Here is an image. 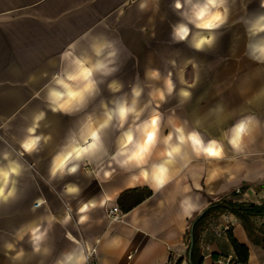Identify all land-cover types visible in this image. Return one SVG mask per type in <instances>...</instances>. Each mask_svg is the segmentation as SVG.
<instances>
[{"label": "crops", "instance_id": "crops-1", "mask_svg": "<svg viewBox=\"0 0 264 264\" xmlns=\"http://www.w3.org/2000/svg\"><path fill=\"white\" fill-rule=\"evenodd\" d=\"M170 3L171 0H160L158 13L141 14L133 0H0V153L9 152L25 166L19 182L21 198L10 207L0 208V264H13L14 253L5 249L6 242H13L17 251L25 249L23 264H39L41 257L33 256L27 237L20 241L15 234L22 225L27 232L40 217L50 220L53 216L56 219L48 241L53 252L46 264H55L62 252L78 247H84L86 253L96 248L95 264H172L184 257L183 264H189L186 237H191L196 217L213 202L264 205V101L255 96L264 86V64L244 55L247 37L240 22L255 10L264 11L260 0H235L229 23L221 30L218 45L209 53L196 52L184 43H171V24L179 17L171 11ZM242 11L248 14L242 16ZM162 16L166 17L163 21ZM99 34L116 40L124 49L123 67L115 77L125 85L122 93H110L105 84L102 96L85 112L75 116L52 113L41 90L64 67L61 57L66 52L74 49L81 56L90 54L91 38ZM172 59L177 60L178 68L170 69L167 62ZM187 59H192V63H187ZM146 67L159 68L165 74L171 70L174 79L175 73L183 69L189 84L199 75L191 102L175 109V122H191L217 103L226 109L220 116L225 121L224 128L242 116L255 114L262 127L247 157L212 162L194 159L187 169L174 171L172 182L158 192L143 180H133L130 173L115 165L109 167L107 161L82 166L77 175L63 181L46 183L50 160L69 130L78 129L89 113L100 115V100L130 94L137 74L143 81ZM33 75L37 78L34 83L29 82ZM146 99L145 95L142 100ZM175 105L176 100H172L159 109L166 120ZM41 110L46 117L38 131L50 134L52 139L38 153L21 155L20 142L34 114ZM167 132L164 129V134ZM204 132L220 136L215 127H205ZM114 140L113 136L112 150ZM106 172L111 175H105ZM213 172L216 176L206 183ZM70 182L82 189L79 196L63 193L64 185ZM135 189L149 190L152 195L128 209L131 199L124 200L122 196ZM238 189H242L239 194ZM184 195H191L198 205L190 216L180 212L179 199ZM41 196L47 200L46 207L32 212L35 200ZM92 198L97 207L87 213L89 219L85 223H78L77 209ZM69 205L72 219L62 225L60 221ZM115 206L121 208L122 220L109 217V210ZM251 221L255 226L253 235L233 212L213 219L200 234L203 264H225L231 256L238 260L232 236L247 246L246 264H264V216H253ZM226 222L231 223V229L218 235L217 230ZM130 254H134L132 259H128Z\"/></svg>", "mask_w": 264, "mask_h": 264}, {"label": "clouds", "instance_id": "clouds-1", "mask_svg": "<svg viewBox=\"0 0 264 264\" xmlns=\"http://www.w3.org/2000/svg\"><path fill=\"white\" fill-rule=\"evenodd\" d=\"M133 3L141 14L159 12L160 0H133ZM234 3L235 0H171L169 7L179 17L176 23L171 24V43H184L200 53L211 52L219 43L221 30L229 23ZM260 7L264 9V0H260ZM165 18L162 16L161 20ZM240 22L247 37L244 55L257 64H264V11L242 17ZM89 50L90 54L83 56L76 54L74 49L66 52L61 57L64 67L54 73L41 90L44 103L52 113L75 116L85 112L102 96L105 84L110 93H122L125 85L115 78L123 67L122 46L116 40L99 34L92 36ZM186 62L192 63V59ZM167 63L170 69L178 68L175 59ZM193 67L198 66L193 64ZM42 75L47 77V73ZM173 76L171 70L165 74L159 68L146 67L143 81L137 74L130 94L116 95L110 101L100 100V115L89 113L78 129L69 130L64 143L50 160L45 182L63 181L77 175L82 166H97L107 161L109 167L115 165L130 173L133 180H143L158 192L172 182L174 171L187 169L194 159L212 162L246 158L262 127L261 120L255 114H248L224 128L225 121L220 116L226 109L222 103H217L191 122H175V109L191 102L192 89L199 83V75L191 84L186 82L183 69L175 73V79ZM36 81L34 75L29 77V82ZM145 95L147 99L142 100ZM255 96L264 101V86ZM172 100H176V105L166 120L159 109ZM45 117L44 110L34 114L33 122L20 142L21 155L38 153L42 145L51 141L50 134L38 131ZM205 127L219 129L220 136L205 135ZM166 128L168 132L164 134ZM24 172L25 166L13 159L9 152L0 153V208L10 207L21 198L19 182ZM105 175L111 173L106 172ZM215 176L213 172L206 183ZM81 192L82 189L71 182L63 187V193L72 197L79 196ZM46 205V198L41 196L35 200L31 210L36 212ZM96 207L95 198L83 202L77 209L78 223H85L89 219L87 213ZM179 208L182 215L190 216L198 205L191 195H184L179 199ZM55 219L54 216L50 220L40 217L27 232H24L23 225L16 231L15 239L23 241L27 237L33 256L41 257L39 264H46L53 252L48 241ZM71 219L69 205L60 223L67 224ZM4 247L14 253L11 256L13 264H23L27 255L24 248L17 251L13 242H6ZM88 261L89 254L84 247H78L62 252L55 264H88Z\"/></svg>", "mask_w": 264, "mask_h": 264}, {"label": "trees", "instance_id": "trees-1", "mask_svg": "<svg viewBox=\"0 0 264 264\" xmlns=\"http://www.w3.org/2000/svg\"><path fill=\"white\" fill-rule=\"evenodd\" d=\"M151 195L152 192L149 190L135 189L122 196V199L127 200L130 197L131 200L129 201L127 208L131 209ZM227 211L233 212L239 218H241L250 235H253L255 231L253 223L251 221V217L264 216V205L258 206L254 204H240L234 203L230 200L213 202L208 207V209L205 210L201 215H198L194 221V227L191 235L192 239L187 251L189 264H203L204 256L199 246L200 234L213 219L217 218L219 215ZM231 239L238 257V261L246 264L249 258V250L247 246L240 244L233 236L231 237ZM190 251L191 254L189 256ZM183 262L184 258H179L175 263L172 264H183Z\"/></svg>", "mask_w": 264, "mask_h": 264}, {"label": "built area", "instance_id": "built-area-1", "mask_svg": "<svg viewBox=\"0 0 264 264\" xmlns=\"http://www.w3.org/2000/svg\"><path fill=\"white\" fill-rule=\"evenodd\" d=\"M241 190L242 189H238L237 193L238 194L241 193ZM108 215L113 221L122 220L123 216H124V214H123V212L119 206H115V207L111 208L108 212ZM231 226L232 225L230 222H226L220 231L217 230L218 235L223 233V232L229 231L231 229ZM88 254H89L88 264H95V256L97 254V249L93 248L90 252H88ZM133 256H134V254H130L128 256V259H132ZM225 264H244V263L239 262L237 259H234V257L231 256V257L226 258Z\"/></svg>", "mask_w": 264, "mask_h": 264}, {"label": "rangeland", "instance_id": "rangeland-1", "mask_svg": "<svg viewBox=\"0 0 264 264\" xmlns=\"http://www.w3.org/2000/svg\"><path fill=\"white\" fill-rule=\"evenodd\" d=\"M252 5H255V3L254 4H252ZM254 12H259V10H255V11H253V13ZM243 13H247L248 14V11H242V16H243ZM253 226H254V224H253ZM255 227V226H254ZM191 243V237H190V235L188 234V236L186 237V240H185V244H186V247H189V244ZM184 259H185V257H184ZM176 261H174L173 263H175Z\"/></svg>", "mask_w": 264, "mask_h": 264}, {"label": "water", "instance_id": "water-1", "mask_svg": "<svg viewBox=\"0 0 264 264\" xmlns=\"http://www.w3.org/2000/svg\"><path fill=\"white\" fill-rule=\"evenodd\" d=\"M190 254H191V251H190Z\"/></svg>", "mask_w": 264, "mask_h": 264}]
</instances>
